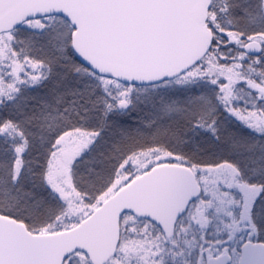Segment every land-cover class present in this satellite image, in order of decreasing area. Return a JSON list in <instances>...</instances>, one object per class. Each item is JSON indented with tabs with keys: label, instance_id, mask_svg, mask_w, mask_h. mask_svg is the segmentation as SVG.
Masks as SVG:
<instances>
[{
	"label": "snow or ice",
	"instance_id": "1",
	"mask_svg": "<svg viewBox=\"0 0 264 264\" xmlns=\"http://www.w3.org/2000/svg\"><path fill=\"white\" fill-rule=\"evenodd\" d=\"M260 234L264 0H0V264H264Z\"/></svg>",
	"mask_w": 264,
	"mask_h": 264
},
{
	"label": "trees",
	"instance_id": "2",
	"mask_svg": "<svg viewBox=\"0 0 264 264\" xmlns=\"http://www.w3.org/2000/svg\"><path fill=\"white\" fill-rule=\"evenodd\" d=\"M51 86H52L51 84L48 85L49 88H51ZM31 94L32 95H40L41 93L40 92H33ZM202 147L205 150L206 154L203 157H201V159H211L212 156H210L208 153L216 151L214 146L202 142ZM215 158H217V159L220 158V153L219 152L216 153V157ZM88 163H90V160L86 159L85 164H83L81 167L86 170L87 166H88ZM82 175L86 176V171H83ZM256 239L259 240V241H264V234L258 235Z\"/></svg>",
	"mask_w": 264,
	"mask_h": 264
},
{
	"label": "flooded vegetation",
	"instance_id": "3",
	"mask_svg": "<svg viewBox=\"0 0 264 264\" xmlns=\"http://www.w3.org/2000/svg\"><path fill=\"white\" fill-rule=\"evenodd\" d=\"M254 242H262V241H259V240L257 241V239H256Z\"/></svg>",
	"mask_w": 264,
	"mask_h": 264
},
{
	"label": "rangeland",
	"instance_id": "4",
	"mask_svg": "<svg viewBox=\"0 0 264 264\" xmlns=\"http://www.w3.org/2000/svg\"><path fill=\"white\" fill-rule=\"evenodd\" d=\"M258 241V240H257Z\"/></svg>",
	"mask_w": 264,
	"mask_h": 264
}]
</instances>
